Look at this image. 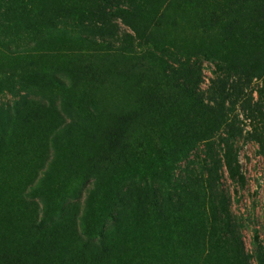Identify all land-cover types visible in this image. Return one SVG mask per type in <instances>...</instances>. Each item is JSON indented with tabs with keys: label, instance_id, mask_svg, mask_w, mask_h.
Listing matches in <instances>:
<instances>
[{
	"label": "rangeland",
	"instance_id": "obj_1",
	"mask_svg": "<svg viewBox=\"0 0 264 264\" xmlns=\"http://www.w3.org/2000/svg\"><path fill=\"white\" fill-rule=\"evenodd\" d=\"M122 1L0 0V264H264V0Z\"/></svg>",
	"mask_w": 264,
	"mask_h": 264
},
{
	"label": "trees",
	"instance_id": "obj_2",
	"mask_svg": "<svg viewBox=\"0 0 264 264\" xmlns=\"http://www.w3.org/2000/svg\"><path fill=\"white\" fill-rule=\"evenodd\" d=\"M96 1H106V0H96ZM112 1H113L112 3H115V5L117 6V10L118 9L120 10V13L116 14L115 17H120V16L123 17V15H125L126 13L131 12V6H126V4L122 0H112ZM112 13L113 12H110V14ZM88 17L89 18L85 20L86 28L93 32L95 31L99 32L100 30L98 26L99 22H97L96 16L93 15ZM180 65L181 67L187 68L191 72V75L186 80H182V79L178 80L176 82V87L183 89L184 91L189 93L194 99L200 100L204 105H206L204 101L205 96L200 89L201 79L197 77V70H198L197 62L195 61L194 58L192 59L190 57L189 59L181 62Z\"/></svg>",
	"mask_w": 264,
	"mask_h": 264
}]
</instances>
